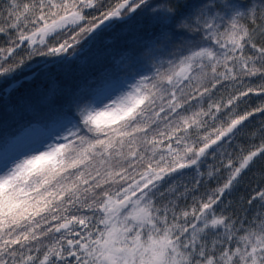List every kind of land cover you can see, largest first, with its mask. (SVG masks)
Wrapping results in <instances>:
<instances>
[{"label":"snow or ice","instance_id":"snow-or-ice-1","mask_svg":"<svg viewBox=\"0 0 264 264\" xmlns=\"http://www.w3.org/2000/svg\"><path fill=\"white\" fill-rule=\"evenodd\" d=\"M145 11L160 25L151 75L81 90L30 142L0 146V264H264V189L247 201L258 202L251 218L227 200L264 159V127L235 161L225 149L264 118V102L236 113L242 98L264 101V0L243 11L227 0H3L0 82L50 80L84 41ZM221 88L232 94L215 99ZM209 157L219 163L205 172ZM222 168L224 182L201 193Z\"/></svg>","mask_w":264,"mask_h":264},{"label":"trees","instance_id":"trees-1","mask_svg":"<svg viewBox=\"0 0 264 264\" xmlns=\"http://www.w3.org/2000/svg\"><path fill=\"white\" fill-rule=\"evenodd\" d=\"M2 2L3 0H0V3ZM159 2L160 0H149V3L153 5ZM180 2L192 5L200 3L201 0H180ZM211 2L220 4L225 0H211ZM227 2L240 7L243 11L250 3H258L259 0H227ZM221 14L224 13L221 12ZM152 15L151 11H145L129 23L113 22V27L102 31L96 40L84 41L85 53L58 67L50 80L37 81L31 73L25 72L20 79L31 78L22 81L8 94L5 93V89L13 82H0V146L5 139L30 136L32 140L35 133L29 135V131L42 129L51 121L54 115L52 107L58 109L81 90H92L116 83L126 85L128 82H133V76L135 79L140 78L136 75L137 72L151 75L153 58H160V53L153 51L151 45V41L160 31V25L153 21ZM242 22L249 23L247 19ZM249 26L251 27L250 24ZM64 38V36L59 37V39ZM52 42L56 41L52 40ZM257 42L264 43L261 40ZM3 43L4 38L0 37V44ZM20 54L23 55V53ZM41 59V57H33L32 62L35 63ZM259 83L260 81L256 79L255 84L251 86L255 87ZM232 91L231 88H221L214 98L226 99ZM242 99L248 102H238L236 107L238 114L251 111L253 107L264 102L255 95ZM245 125L246 127L237 134L232 145L230 147L225 145V149L232 153L234 161L240 155L241 148L246 152L253 145L261 142L259 130L264 127V118L256 114L254 118L250 117L249 121H245ZM254 132L255 137L252 136ZM218 163L219 157L216 160L209 157L204 171L207 172L210 165ZM227 175V170L222 168L213 179L208 180L207 184L201 187L200 192L203 193L215 188L217 184H222ZM187 179L190 178L185 177V180ZM259 189H264V159L258 158L241 174L239 183L227 197V200L231 202L228 211L243 216L244 210L250 209L247 214L251 218L258 208V202L254 201L253 205L249 206L247 201ZM188 203H191V200Z\"/></svg>","mask_w":264,"mask_h":264},{"label":"water","instance_id":"water-1","mask_svg":"<svg viewBox=\"0 0 264 264\" xmlns=\"http://www.w3.org/2000/svg\"><path fill=\"white\" fill-rule=\"evenodd\" d=\"M119 22V21H118ZM103 27V26H102ZM98 31H100V30H98ZM31 77H26V79L25 78H23V79H21L22 81H25V80H29ZM20 85V84H19ZM16 86H18L17 84H15V83H12L11 84V87H6V89H5V93L6 94H8L13 88H15Z\"/></svg>","mask_w":264,"mask_h":264},{"label":"rangeland","instance_id":"rangeland-1","mask_svg":"<svg viewBox=\"0 0 264 264\" xmlns=\"http://www.w3.org/2000/svg\"><path fill=\"white\" fill-rule=\"evenodd\" d=\"M125 86H126V85H125ZM23 140H24L25 142H30V141H31V137H30V136H27V137L23 138Z\"/></svg>","mask_w":264,"mask_h":264},{"label":"bare ground","instance_id":"bare-ground-1","mask_svg":"<svg viewBox=\"0 0 264 264\" xmlns=\"http://www.w3.org/2000/svg\"><path fill=\"white\" fill-rule=\"evenodd\" d=\"M113 23V22H112Z\"/></svg>","mask_w":264,"mask_h":264}]
</instances>
